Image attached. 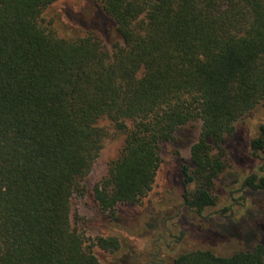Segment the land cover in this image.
Returning <instances> with one entry per match:
<instances>
[{"label": "trees", "instance_id": "obj_1", "mask_svg": "<svg viewBox=\"0 0 264 264\" xmlns=\"http://www.w3.org/2000/svg\"><path fill=\"white\" fill-rule=\"evenodd\" d=\"M57 1L0 0V264H101L94 246L120 249L115 237L87 245L72 226L73 198L107 138L101 120L126 134L93 189L114 218L152 190L162 145L200 121L182 173L184 203L202 214L217 204L227 137L264 102V0H99L111 44L93 27L61 34L43 17ZM250 147L264 161V124ZM260 173L242 187L264 192V164ZM172 264H264V244Z\"/></svg>", "mask_w": 264, "mask_h": 264}, {"label": "rangeland", "instance_id": "obj_2", "mask_svg": "<svg viewBox=\"0 0 264 264\" xmlns=\"http://www.w3.org/2000/svg\"><path fill=\"white\" fill-rule=\"evenodd\" d=\"M98 7L99 0H58L43 17L46 22L54 20L63 35L77 36L93 27L111 44L118 34L102 19ZM263 124L264 102L241 117L234 134L227 137L228 169L218 184L215 206L198 214L184 203L182 169L191 164V148L199 139L202 125L196 121L179 129L176 143L162 145V164L148 195L137 204L119 205L114 218L100 209L93 189L120 156L126 134L108 119L101 120L99 126L106 129L107 138L84 181L86 192L73 198L72 226L87 245L97 238L119 240L115 253L94 246L92 251L101 264H172L177 256L191 251L231 256L264 244V192L242 187L244 179L259 174L264 164L250 147Z\"/></svg>", "mask_w": 264, "mask_h": 264}]
</instances>
